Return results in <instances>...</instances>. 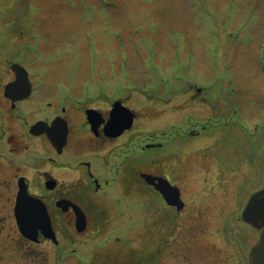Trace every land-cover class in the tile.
I'll return each instance as SVG.
<instances>
[{
    "label": "rangeland",
    "instance_id": "374dc122",
    "mask_svg": "<svg viewBox=\"0 0 264 264\" xmlns=\"http://www.w3.org/2000/svg\"><path fill=\"white\" fill-rule=\"evenodd\" d=\"M104 1L110 7L101 0H0L12 59L22 52L17 48H26L29 61L41 62L34 69L55 81L62 94L77 90L79 101L126 99L140 114L132 138L160 135L171 122L187 124L189 132L210 115L229 114L227 126L215 135L171 138L165 148L167 155L175 151L169 163L187 203L178 225L166 221L174 208L165 206L161 215L158 211V226L150 227L154 211L149 206L138 214V228L126 239L110 240L93 262L136 264L134 250L153 249L157 238L166 236L173 241L166 253L173 256L163 255L162 264H240L238 254L245 258L258 235L240 219L242 205L250 190L264 186V0ZM226 70V88L232 91L222 92L226 99L216 100V109L200 97L191 102V93L183 92L189 91L186 86L193 92L202 88V95L211 97L209 82ZM234 104L241 115L230 113ZM155 152L143 151L141 172L151 171L148 157ZM138 193L146 199L151 195L150 190ZM113 214L110 225L119 219ZM135 258L140 261L137 253Z\"/></svg>",
    "mask_w": 264,
    "mask_h": 264
},
{
    "label": "flooded vegetation",
    "instance_id": "af4514ba",
    "mask_svg": "<svg viewBox=\"0 0 264 264\" xmlns=\"http://www.w3.org/2000/svg\"><path fill=\"white\" fill-rule=\"evenodd\" d=\"M0 40L5 39L0 36ZM25 50L17 48L22 52L12 59L11 44L0 43V54L6 57L0 60V264H96L93 257L104 254L110 240L126 239L128 229L123 227L141 222L137 209L141 189L151 191L150 227L158 226V211L162 209L161 215L165 206L174 208L166 221L177 226L181 211L167 204L157 178L183 188L174 180L176 170L169 163L175 151L166 156L163 152L172 139L200 137L207 125L188 132L187 124L171 122L168 136L152 134L156 152L150 157V173L156 180L143 187L140 152L132 145H140L141 138H132V128L121 131L126 110L113 109L116 102L131 108L126 99L79 101L75 89L68 96L62 94L55 81L34 69L41 62L29 61ZM15 64L26 68L28 78ZM139 116L136 112L133 127ZM129 159L134 166L126 164ZM77 206L86 218L83 231L77 226ZM110 213L119 217L111 225ZM165 237L155 241L151 264H162L163 255L173 256L166 253L173 241ZM238 256L240 264H249L246 255ZM233 264L238 263L233 260Z\"/></svg>",
    "mask_w": 264,
    "mask_h": 264
},
{
    "label": "water",
    "instance_id": "95a60500",
    "mask_svg": "<svg viewBox=\"0 0 264 264\" xmlns=\"http://www.w3.org/2000/svg\"><path fill=\"white\" fill-rule=\"evenodd\" d=\"M15 67H18V65H15ZM23 77H20L18 74V81L22 82L24 80ZM144 176L148 178L150 183L155 180L151 179L150 175ZM159 180L160 181L157 186H159L161 189L160 191L165 194V197L169 203L178 204L180 201V192L177 187H170L166 181H161V179ZM168 188L172 190H169ZM242 217L254 227L261 229L258 241L251 249L250 262L251 264H264V189L254 193L251 196L243 210ZM84 227L85 217L82 214L79 215L78 229L83 230Z\"/></svg>",
    "mask_w": 264,
    "mask_h": 264
},
{
    "label": "trees",
    "instance_id": "16d2710c",
    "mask_svg": "<svg viewBox=\"0 0 264 264\" xmlns=\"http://www.w3.org/2000/svg\"><path fill=\"white\" fill-rule=\"evenodd\" d=\"M229 79L228 76V71H223V72H217L216 73V80L214 82L210 83V90L211 92H224L226 91H232V89L226 88V80ZM224 95L222 93V99H224ZM234 106V105H233Z\"/></svg>",
    "mask_w": 264,
    "mask_h": 264
}]
</instances>
